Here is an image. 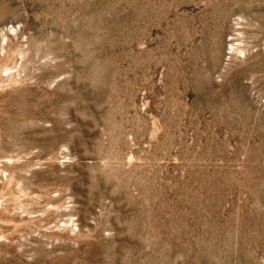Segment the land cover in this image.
Masks as SVG:
<instances>
[{
	"label": "rangeland",
	"instance_id": "rangeland-1",
	"mask_svg": "<svg viewBox=\"0 0 264 264\" xmlns=\"http://www.w3.org/2000/svg\"><path fill=\"white\" fill-rule=\"evenodd\" d=\"M0 264H264V0H0Z\"/></svg>",
	"mask_w": 264,
	"mask_h": 264
}]
</instances>
